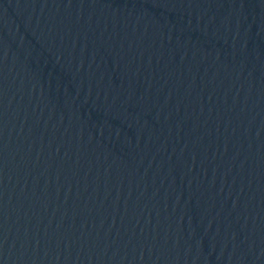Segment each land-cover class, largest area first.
<instances>
[{"label":"water","instance_id":"obj_1","mask_svg":"<svg viewBox=\"0 0 264 264\" xmlns=\"http://www.w3.org/2000/svg\"><path fill=\"white\" fill-rule=\"evenodd\" d=\"M0 264H264V0H0Z\"/></svg>","mask_w":264,"mask_h":264}]
</instances>
